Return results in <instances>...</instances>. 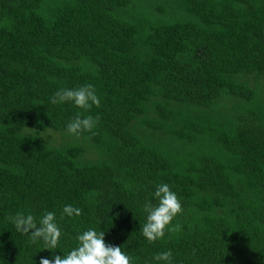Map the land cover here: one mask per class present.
Masks as SVG:
<instances>
[{"label":"trees","instance_id":"trees-1","mask_svg":"<svg viewBox=\"0 0 264 264\" xmlns=\"http://www.w3.org/2000/svg\"><path fill=\"white\" fill-rule=\"evenodd\" d=\"M85 84L99 107L51 103ZM78 112L92 132L68 134ZM161 183L180 231L149 243ZM46 212L55 250L8 219ZM90 228L133 264H264V0H0V264Z\"/></svg>","mask_w":264,"mask_h":264},{"label":"clouds","instance_id":"clouds-1","mask_svg":"<svg viewBox=\"0 0 264 264\" xmlns=\"http://www.w3.org/2000/svg\"><path fill=\"white\" fill-rule=\"evenodd\" d=\"M71 102L75 107L84 111L90 110L94 105L99 107L101 100L92 84H85L78 88H61L51 99L53 104ZM98 117L83 116L78 112L67 124V132L70 135L79 136L83 132H92L98 123ZM157 204L151 201L145 203L143 211L146 222L141 227L143 236L149 243L161 240L168 233L180 231V225L172 226L175 217L182 213V204L167 183L157 185L154 192ZM63 215L68 217L80 216L81 209L66 205ZM15 229L23 234H30L32 243L43 240L44 249L55 250L61 237V230L55 223V214L46 212L37 224L33 215L17 213L8 217ZM34 230V231H33ZM77 246L66 255H55V259L42 258L40 264H133L130 256L122 251L120 246H113L105 242V232H97L94 228L83 231L76 236ZM172 252L165 251L154 256L156 261H164L171 264Z\"/></svg>","mask_w":264,"mask_h":264}]
</instances>
